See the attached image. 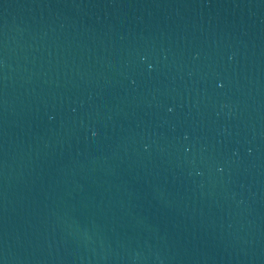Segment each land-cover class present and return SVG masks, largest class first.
Instances as JSON below:
<instances>
[{
	"label": "water",
	"instance_id": "water-1",
	"mask_svg": "<svg viewBox=\"0 0 264 264\" xmlns=\"http://www.w3.org/2000/svg\"><path fill=\"white\" fill-rule=\"evenodd\" d=\"M0 264H264V0H0Z\"/></svg>",
	"mask_w": 264,
	"mask_h": 264
}]
</instances>
